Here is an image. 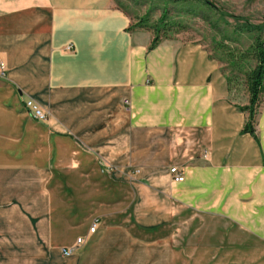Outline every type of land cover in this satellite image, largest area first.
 Returning a JSON list of instances; mask_svg holds the SVG:
<instances>
[{
	"label": "crops",
	"instance_id": "1",
	"mask_svg": "<svg viewBox=\"0 0 264 264\" xmlns=\"http://www.w3.org/2000/svg\"><path fill=\"white\" fill-rule=\"evenodd\" d=\"M127 29L0 0V264H264V106L256 140L203 47Z\"/></svg>",
	"mask_w": 264,
	"mask_h": 264
},
{
	"label": "rangeland",
	"instance_id": "2",
	"mask_svg": "<svg viewBox=\"0 0 264 264\" xmlns=\"http://www.w3.org/2000/svg\"><path fill=\"white\" fill-rule=\"evenodd\" d=\"M102 1V0H101ZM128 31L159 30V40H176L203 47L220 67L229 101L247 106L245 72L253 65L251 48L264 34V0H108ZM234 16V17H233ZM258 110L256 122L263 109ZM8 256V254L1 255Z\"/></svg>",
	"mask_w": 264,
	"mask_h": 264
},
{
	"label": "trees",
	"instance_id": "3",
	"mask_svg": "<svg viewBox=\"0 0 264 264\" xmlns=\"http://www.w3.org/2000/svg\"><path fill=\"white\" fill-rule=\"evenodd\" d=\"M203 3L209 4L206 0H203ZM253 27L262 31L264 25ZM158 33L159 30L156 28L153 32L154 37L150 49H154L159 44L160 40ZM250 53L253 65L249 71L245 72V82L248 90L249 102L247 106L239 108L242 112L247 113L248 116L243 133L249 134L258 140L256 119L259 114L258 110L264 103V34L255 39Z\"/></svg>",
	"mask_w": 264,
	"mask_h": 264
},
{
	"label": "built area",
	"instance_id": "4",
	"mask_svg": "<svg viewBox=\"0 0 264 264\" xmlns=\"http://www.w3.org/2000/svg\"><path fill=\"white\" fill-rule=\"evenodd\" d=\"M73 45L70 44L68 47H67V50L71 51L73 50ZM0 76L1 77H4L5 76V73L4 71H2V62H1V58H0ZM130 102L125 100L124 101V105H129ZM24 107L26 109V111L32 116V118H34L35 120L39 121V122H46L48 117H49V112L46 111L40 104H38L34 99L32 98H28L25 100L24 102ZM170 174L172 175L173 177V180L175 182H178V183H181L184 181V175H183V172L177 168V167H173L170 169ZM96 229H97V222H93L92 226L90 227V230L89 232L91 234H94L96 232ZM84 243V238H79L77 240V243H76V246L73 247V248H64L62 249V254L65 256V257H70L72 256L76 251L77 249H79Z\"/></svg>",
	"mask_w": 264,
	"mask_h": 264
}]
</instances>
